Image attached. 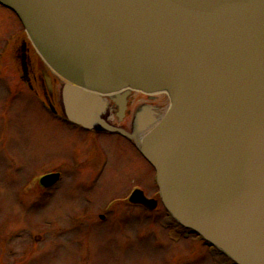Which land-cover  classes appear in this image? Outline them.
I'll use <instances>...</instances> for the list:
<instances>
[{"label":"water","instance_id":"obj_1","mask_svg":"<svg viewBox=\"0 0 264 264\" xmlns=\"http://www.w3.org/2000/svg\"><path fill=\"white\" fill-rule=\"evenodd\" d=\"M0 2L67 79L71 120L136 138L178 221L238 264H264V0ZM21 51L28 79L25 42ZM114 86L167 91L170 110L154 135L142 139L107 121L96 90ZM131 200L157 206L140 189Z\"/></svg>","mask_w":264,"mask_h":264},{"label":"rangeland","instance_id":"obj_2","mask_svg":"<svg viewBox=\"0 0 264 264\" xmlns=\"http://www.w3.org/2000/svg\"><path fill=\"white\" fill-rule=\"evenodd\" d=\"M24 41L38 62L22 23L0 6V264H216V251L199 237L167 228L161 205L146 214L118 203L101 218L106 202L135 183L154 195V171L126 138L99 134L94 141L53 118L41 84L30 71L35 89L25 78ZM65 159L59 186L46 189L34 181Z\"/></svg>","mask_w":264,"mask_h":264},{"label":"bare ground","instance_id":"obj_3","mask_svg":"<svg viewBox=\"0 0 264 264\" xmlns=\"http://www.w3.org/2000/svg\"><path fill=\"white\" fill-rule=\"evenodd\" d=\"M33 53L37 55L42 62L40 63L41 64L40 75L42 77V84L40 85V87L42 88V91L46 90V92L51 96L54 93L56 98L57 96L59 98L58 100L57 99L55 100L56 103L64 107L62 90H63V86L66 85L67 82L60 78L61 75L58 72L54 71V68L41 55L40 52L33 51ZM55 74L58 75L59 77L56 76ZM53 77L57 79L55 80ZM37 84H40V82H37ZM82 88L92 89L91 87H88L86 85H83ZM133 89L132 88L121 89L120 86L117 87L114 86L111 87L110 89H107L105 92L101 90H96V92L103 94V100L108 104L110 113L113 112V107L115 106V109L117 110V115L119 119L122 120L123 117L125 116L128 104L125 103V109L122 110L121 99H123L126 95L130 94L129 92L134 91ZM145 92L148 97L164 96L166 100L169 101L167 91H163V92L145 91ZM169 110L170 109L167 103H165V105L160 110L157 109V105H155L154 103H145L143 107L141 106L137 110V114L135 115L131 128L130 129L123 127L121 128L130 134L139 133L142 139L147 138L149 136L154 135V129H156L154 127H156L158 124H160V126L162 125L166 116L169 113Z\"/></svg>","mask_w":264,"mask_h":264},{"label":"flooded vegetation","instance_id":"obj_4","mask_svg":"<svg viewBox=\"0 0 264 264\" xmlns=\"http://www.w3.org/2000/svg\"><path fill=\"white\" fill-rule=\"evenodd\" d=\"M29 51V50H28ZM36 56V59L38 60V62H36L35 60H32V58H30V55H29V70H30V73L32 74V78L35 80V82H40V84H42V77L40 75V66L42 63L41 60L38 58L37 55ZM52 73V72H51ZM56 75V74H55ZM58 76V75H56ZM59 77V76H58ZM55 80L57 78L53 77ZM61 78V77H60ZM62 79V78H61ZM28 80V85L31 89H35V86H34V81H31L29 78L26 79ZM63 80V79H62ZM43 95L45 97V100H48L49 103H52L55 108L57 109L58 113H60V117H59V122H62V125L63 123L65 122L64 121V116L61 114L62 113V109L61 111H59L60 108H58L57 106V103H56V99L58 100V96L56 98V96L54 95V93L51 95H49L46 90L43 91ZM145 103H154L155 105H157V109H161L165 103H168V100H166V98L164 96H160V97H148L145 93L143 92H140V91H131L130 94H128V97H127V104H128V107H127V110H126V113H125V116L123 117L122 120L119 119L118 115H117V110L115 109V106L113 107V112L112 113H108L107 114V118L119 125L120 127H123V128H127V129H130L131 126H132V122L135 118V115L137 114V110L139 109V107H143L145 105ZM64 121V122H63ZM96 133H100V132H103L101 130H94ZM119 134V133H117ZM121 135V134H119ZM115 136V135H114ZM118 136V135H117ZM123 136V135H121ZM95 137H96V134H95ZM124 137V136H123ZM84 138V137H83ZM97 139V138H96ZM95 139V140H96ZM94 140V141H95ZM129 142V141H128ZM134 149L137 150L136 146L134 145L133 146ZM78 151H82V146L79 144V148L77 149ZM59 164H55L53 165L49 171H53L55 170V167L58 166ZM61 181V180H60ZM60 185V184H59ZM58 185V186H59ZM54 186V185H53ZM133 186L137 187L139 185L136 186V183L133 184ZM52 187V186H51ZM50 189V188H49ZM113 206L111 207H108L107 204H106V207L103 208V214H104V219L106 220L107 217H108V213L110 211L113 210ZM102 214V213H101Z\"/></svg>","mask_w":264,"mask_h":264}]
</instances>
